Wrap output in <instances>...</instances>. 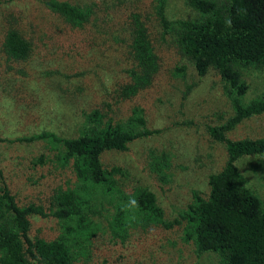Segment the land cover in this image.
<instances>
[{
	"label": "rangeland",
	"instance_id": "obj_1",
	"mask_svg": "<svg viewBox=\"0 0 264 264\" xmlns=\"http://www.w3.org/2000/svg\"><path fill=\"white\" fill-rule=\"evenodd\" d=\"M92 5L89 21L71 27L48 9L44 0H0V33L17 29L32 44L25 61L0 53V170L19 205L48 206L55 189H76L72 161L56 160V144L47 140L21 141L41 132L60 137L80 133L84 114L102 103L109 115L127 119L135 106L143 110L154 133L136 138L126 150H106L104 167L120 168L115 188L93 185L81 191L91 219L100 229L86 243L87 257L76 264H219V256L197 250L183 234L184 222L173 226L137 225L124 238L110 231L120 192L142 186L155 194L165 222L178 218L193 193L209 194V175L227 160L225 145L215 140L210 126L225 123L235 113L219 74L199 75L174 43L167 21L188 19L196 11L188 0H66ZM162 7V9H161ZM162 10V11H161ZM139 14L159 57L152 84L124 101L119 89L128 81V36L132 15ZM243 103L264 94V70L248 69ZM117 97V99H116ZM237 140L264 137V112L243 119L226 131ZM166 153L168 166L157 169L154 154ZM40 155L44 164H36ZM238 181L251 189L264 206V155L243 156L236 162ZM117 188V190H116ZM121 192V193H122ZM91 199V201H89ZM49 214V210L46 209ZM30 236L47 240L62 232L52 215L31 214Z\"/></svg>",
	"mask_w": 264,
	"mask_h": 264
},
{
	"label": "trees",
	"instance_id": "obj_2",
	"mask_svg": "<svg viewBox=\"0 0 264 264\" xmlns=\"http://www.w3.org/2000/svg\"><path fill=\"white\" fill-rule=\"evenodd\" d=\"M196 11L193 17L163 22L181 53L199 75L215 70L225 83L234 115L225 123L210 126V135L224 143L227 160L209 175V194L193 193V200L178 218L165 222L155 194L136 186L128 195L118 191L115 212L109 227L115 237L124 238L137 225L173 226L184 222L183 234L199 251L215 252L219 264H264V206L260 198L238 181L237 160L243 156L264 155V137L233 140L225 133L243 119L264 112V94L243 103L248 90L243 72L249 68L264 70V0H188ZM45 6L71 27H83L89 21L92 5L66 0H44ZM162 9V7H161ZM162 11V10H161ZM128 36V81L120 87L116 102L130 99L151 86L159 71V57L139 14L132 15ZM0 53L9 60L25 61L32 44L17 29L6 27L0 33ZM102 103L84 114L80 133L60 137L41 132L19 138L21 141L47 140L56 144L57 161H72L78 179L76 189H55L48 206L19 205L0 170V264H76L87 257L86 243L99 226L91 219L81 191L99 185L115 188L118 167L106 168L100 156L106 150H126L129 142L155 132L148 129L143 110L135 106L127 119H115L103 110ZM109 106V105H108ZM45 156L36 158L44 164ZM157 169L168 166L166 153L154 154ZM81 189V191H80ZM91 201V199L89 200ZM46 209L49 210V214ZM31 214L52 215L61 222L62 232L54 239L30 236Z\"/></svg>",
	"mask_w": 264,
	"mask_h": 264
}]
</instances>
